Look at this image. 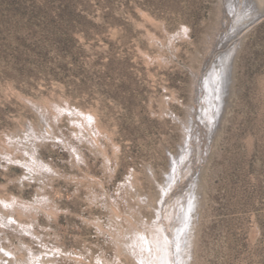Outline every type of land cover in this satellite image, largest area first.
Wrapping results in <instances>:
<instances>
[{
	"label": "rangeland",
	"instance_id": "1",
	"mask_svg": "<svg viewBox=\"0 0 264 264\" xmlns=\"http://www.w3.org/2000/svg\"><path fill=\"white\" fill-rule=\"evenodd\" d=\"M229 11L0 0V264H134L131 232L153 219ZM240 40L198 173L189 264H264V19Z\"/></svg>",
	"mask_w": 264,
	"mask_h": 264
},
{
	"label": "bare ground",
	"instance_id": "2",
	"mask_svg": "<svg viewBox=\"0 0 264 264\" xmlns=\"http://www.w3.org/2000/svg\"><path fill=\"white\" fill-rule=\"evenodd\" d=\"M223 1L225 5L227 3L229 5L228 20L224 21V29L221 30L222 34L221 32V35L219 34L221 37L211 49L203 69L195 77L196 95L191 102L188 121L182 122L184 138L180 144V151L170 158V167L164 182L159 185V197L154 207L153 219L151 221L144 219L142 228L131 232L127 248L134 264H189L193 211L199 199L198 173L208 155L212 136L223 113L227 96L231 93L233 58L240 39L264 16V8L260 11L257 8L256 13H250L249 8L244 11L241 5H237V11H234L233 8L236 6L234 0ZM231 15H234V19H231ZM219 35H216L217 38ZM41 118L42 116L39 119ZM42 120L44 119L40 121ZM40 124L44 126L43 123Z\"/></svg>",
	"mask_w": 264,
	"mask_h": 264
},
{
	"label": "water",
	"instance_id": "3",
	"mask_svg": "<svg viewBox=\"0 0 264 264\" xmlns=\"http://www.w3.org/2000/svg\"><path fill=\"white\" fill-rule=\"evenodd\" d=\"M264 19V17H262L260 20H258L256 23H254L248 30H250L251 28H253L255 25L259 24L262 20Z\"/></svg>",
	"mask_w": 264,
	"mask_h": 264
}]
</instances>
